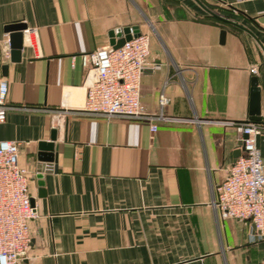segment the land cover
Segmentation results:
<instances>
[{"label":"crops","instance_id":"obj_1","mask_svg":"<svg viewBox=\"0 0 264 264\" xmlns=\"http://www.w3.org/2000/svg\"><path fill=\"white\" fill-rule=\"evenodd\" d=\"M17 22L36 45L25 38L13 61L6 28ZM133 27L151 40L140 101L166 119L83 112L91 79L81 54ZM254 76L264 123V0H0V79L12 106L0 142L20 143L38 213L20 264H260L251 222L212 206L242 155L235 124L250 120ZM54 131L42 187L39 145ZM257 147L264 161V129Z\"/></svg>","mask_w":264,"mask_h":264},{"label":"built area","instance_id":"obj_2","mask_svg":"<svg viewBox=\"0 0 264 264\" xmlns=\"http://www.w3.org/2000/svg\"><path fill=\"white\" fill-rule=\"evenodd\" d=\"M24 39L36 45L33 28L27 26ZM151 52V40L141 33L118 48H98L81 54L82 65L91 82L83 112L108 119L126 118L160 121L161 112L149 114L140 101L142 74ZM259 73L257 65L249 69ZM8 82L0 79V124L12 107L7 100ZM163 108L168 99L160 96ZM241 140L242 155L230 166L224 181L213 188L212 206L218 217L251 222L250 243L264 242V161L257 147V136L264 123L251 120L235 124ZM151 132L158 126L153 123ZM20 143L0 142V264H20L30 250V222L37 207L30 192V171L19 161ZM260 264H264V258Z\"/></svg>","mask_w":264,"mask_h":264},{"label":"water","instance_id":"obj_3","mask_svg":"<svg viewBox=\"0 0 264 264\" xmlns=\"http://www.w3.org/2000/svg\"><path fill=\"white\" fill-rule=\"evenodd\" d=\"M239 27H242L236 24ZM27 28V25L22 22L13 23L7 26L6 30L10 33V47L11 57L13 61H19L21 59L22 49L24 47V34L23 31ZM244 28V27H242ZM246 29V28H244ZM247 30V29H246ZM140 34L138 27L133 28H119L115 32L111 33V46L118 48L124 44L126 40H130L133 36ZM226 32H222L224 38ZM250 120L259 122L261 121V89L259 87V81L256 76L252 78V92H251V110ZM57 140V131H54L49 142H41L39 145L40 154L39 159L43 164H39L37 167L39 185L44 186V172L52 171V162L56 160L54 151L56 150L55 141ZM48 163V164H45ZM45 192L42 191L41 195ZM34 203V199H32Z\"/></svg>","mask_w":264,"mask_h":264}]
</instances>
